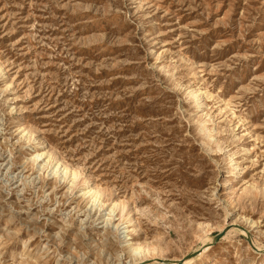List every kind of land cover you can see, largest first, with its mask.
I'll use <instances>...</instances> for the list:
<instances>
[{"label":"rangeland","instance_id":"374dc122","mask_svg":"<svg viewBox=\"0 0 264 264\" xmlns=\"http://www.w3.org/2000/svg\"><path fill=\"white\" fill-rule=\"evenodd\" d=\"M165 258L264 264V0H0V264Z\"/></svg>","mask_w":264,"mask_h":264},{"label":"bare ground","instance_id":"6f19581e","mask_svg":"<svg viewBox=\"0 0 264 264\" xmlns=\"http://www.w3.org/2000/svg\"><path fill=\"white\" fill-rule=\"evenodd\" d=\"M194 95H196V93L194 92ZM42 152H37L35 155H34V160L36 161L40 156H42ZM65 168H66V166H65ZM67 170H68V168H67ZM90 192H92V190H87L86 192H84L85 194H87V193H90ZM96 200V199H95ZM94 200V201H95ZM111 211H113V209L111 210ZM205 233V239H204V241H207V239L208 238H206V236H207V234H208V232L206 231V232H204ZM228 233V232H227ZM261 246V245H260ZM157 249V248H156ZM131 250H132V252H133V256H134V258L133 259H139V258H143V257H147V256H150L153 252H152V249L151 248H149V247H144V246H135V245H131ZM155 252V251H154ZM143 254V255H142ZM154 254V253H153ZM87 255V254H86ZM152 256V255H151ZM166 260H163L162 262H161V264H190V263H192L193 262V259L191 258V259H188V260H186L185 262H183V260L184 259H174V258H171V259H167V258H165ZM195 260V259H194ZM139 261V260H138ZM121 262V261H120ZM120 262L118 263V264H120ZM129 262V261H128ZM132 262V261H131ZM130 263V262H129ZM78 264V263H77ZM122 264H127V262H124V263H122Z\"/></svg>","mask_w":264,"mask_h":264},{"label":"water","instance_id":"95a60500","mask_svg":"<svg viewBox=\"0 0 264 264\" xmlns=\"http://www.w3.org/2000/svg\"><path fill=\"white\" fill-rule=\"evenodd\" d=\"M250 243L252 244V246L254 247V249L258 250V248L253 245V242L251 240H250Z\"/></svg>","mask_w":264,"mask_h":264}]
</instances>
